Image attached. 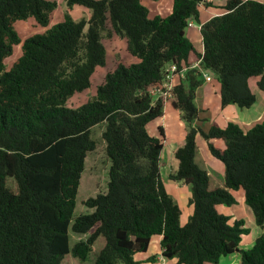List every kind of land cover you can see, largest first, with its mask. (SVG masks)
Here are the masks:
<instances>
[{
	"label": "trees",
	"instance_id": "trees-1",
	"mask_svg": "<svg viewBox=\"0 0 264 264\" xmlns=\"http://www.w3.org/2000/svg\"><path fill=\"white\" fill-rule=\"evenodd\" d=\"M203 2L173 0L168 16L150 17L142 0H66L64 20L50 25L57 0H0V264H61L68 254L87 261L100 238L104 245L94 264H140L135 254L147 251L154 235L162 236V254L175 264H217L235 252L241 264H264V232L252 247L241 248L249 228L242 220L231 224L217 209L236 203L230 190L243 189L264 228V121L248 129L234 122L225 127L214 122L207 130L193 125L204 71L220 81L223 107L256 102L248 83L252 76H260L264 91V2L227 0L224 12L202 25L200 52L186 29L190 19L199 20ZM76 5L90 16L75 19ZM28 19L44 30L22 38L15 24ZM114 36L126 38L139 61L120 62L93 97L70 107L68 100L88 89L96 69L106 65L103 40ZM18 46L20 54L8 68L6 60ZM195 60L200 65L191 68ZM172 64L185 71L170 101L188 125L175 152L178 169L170 175L191 187L194 211L183 225L161 174L164 130L156 136L147 129L164 112V101H154L149 89L165 79ZM98 124H104L111 161L107 191L89 197L85 204L92 212L72 222ZM199 132L225 165L224 187L210 188L208 171L195 161ZM70 225L89 234L72 247Z\"/></svg>",
	"mask_w": 264,
	"mask_h": 264
},
{
	"label": "crops",
	"instance_id": "crops-1",
	"mask_svg": "<svg viewBox=\"0 0 264 264\" xmlns=\"http://www.w3.org/2000/svg\"><path fill=\"white\" fill-rule=\"evenodd\" d=\"M57 1L59 6L60 0ZM258 1L264 2V0H258ZM226 2L227 0H213L211 2H207L205 4L209 7L203 8L205 18L203 20H200V16H201V10H200L199 20L195 19L196 20L195 22L194 18L190 19L192 20L191 23L189 22L190 36L187 34V32L186 34L190 38V40H192L198 51L200 52L204 51L203 37L201 34L200 24H204L213 16L221 13V12L215 13L213 10L210 9L211 6H219L222 8V6L226 4ZM158 3L161 4L162 0H158ZM172 8H173V3L171 4V11L169 13L172 12ZM57 10L58 7L56 8V10L52 15L50 25L58 23V22H54V16ZM83 13H87L86 14L87 17L90 16V12L88 11V9L83 6L76 5L71 10V14L76 19ZM162 16H166V15H162ZM63 17H65L64 14ZM63 20H59V22ZM33 22L35 23L34 20ZM43 30L44 28L41 27L40 31ZM197 42L200 44V47L198 46ZM196 62L197 60L193 61L191 65H193ZM207 74L211 76V80L205 79L203 84L196 91L195 103L200 110V114H199V118L193 122V125H198L204 130H207L214 122L222 127L227 126L230 122H234L242 126L244 129H248L253 124L264 121V91L261 90L258 85L260 76H252L248 80L251 90L257 95L256 102L249 108H242L237 103H230L225 107H223L222 97H221V83L213 73L207 72ZM178 81L179 78L177 79V83ZM156 127L159 129V131H160V127H162L165 134L164 147L160 159L161 169L162 167L165 166V164L167 165V163H169L170 165V168L166 170L164 174L165 176L162 175V177L164 179V182L167 186L169 193L173 196V198L181 208L180 221L181 224L183 225L187 223V221L189 220L190 216L193 214L194 211L193 205H191L189 202V199L192 195L191 187L190 185L184 182L171 180L170 175L172 173H175L178 169L179 161L175 156V152L185 142V137L188 131V125L187 123H185L183 119L182 111L175 109L172 106L171 102H165L164 112L162 117H160V120L158 121L156 119ZM169 141L174 142L170 148H168ZM196 142H197V153L195 156V161L199 166H201L202 168L208 171L210 177V188L214 189L218 187H224V177H225L224 163L212 155L208 147L207 141L204 139L203 135L200 132L196 136ZM212 142L215 144V146L219 148L224 147V142L220 139H213ZM230 192L236 198V203L232 205L218 204L217 209L220 213L229 216L230 218L229 222L231 224H234L235 221L242 220L244 222V226L247 227L245 224L246 218L248 219L250 218L252 220V236L247 237L250 235L251 230H249L248 233L242 234V239L240 243V246L244 244L245 247L250 248L253 246L255 240L264 232V228L260 227L256 223L252 209L245 202L244 190L243 189L230 190ZM183 215H184V221H182ZM154 236L156 237V239L154 240L159 244V247L155 243L154 246L155 248H159V253L150 250V246H149L147 250L148 252L145 253V255H143L140 258L135 257V259L138 260L140 264H175L176 263L175 258L174 259L166 258L162 254V247H161L162 236L161 235H154ZM151 240L153 241V239ZM239 256L241 261L240 253ZM225 260H226L225 261L226 264H235L238 261V257L236 255H233L231 257H227V259ZM218 264H220V262Z\"/></svg>",
	"mask_w": 264,
	"mask_h": 264
},
{
	"label": "rangeland",
	"instance_id": "rangeland-1",
	"mask_svg": "<svg viewBox=\"0 0 264 264\" xmlns=\"http://www.w3.org/2000/svg\"><path fill=\"white\" fill-rule=\"evenodd\" d=\"M144 4L148 7L149 9V14L150 17H153L157 14L159 15H166L168 16L171 11V4L173 3V0H162V3L159 4L158 1L154 0H143ZM209 7L207 6L204 2L200 4V10H201V16L200 20H203L204 17V12L203 8ZM68 9L66 0H60L58 10L56 11V14L54 16V22H59V20H63V14L65 16V11ZM213 10L215 13L216 12H221L223 8L219 6H211L210 8ZM77 11V10H76ZM89 11V10H88ZM87 13L81 14L77 19H80L82 17H87ZM72 15V14H71ZM84 15V16H83ZM73 16V15H72ZM163 16V17H166ZM75 18V17H74ZM76 19V18H75ZM196 22V20L194 19ZM192 20H190V23ZM202 22V21H199ZM198 23V21H197ZM16 28L22 38L29 37L33 35L36 32H40L41 27L37 26L33 20H21L16 22ZM187 34L190 36L189 31L190 28L188 27L186 29ZM106 49H107V62L105 66L98 67L94 74L92 75V84L91 86L84 90L83 92H78L75 95H73L69 100H68V105L70 107H78L85 103L89 98L93 97L96 94L97 87L99 84L104 82L106 74L113 70L115 67L118 66L120 62H123L124 64H131L133 62L139 61L138 58L133 56L127 49V39L122 38L119 36H114L112 38H106L103 40ZM198 46L200 47V44L197 42ZM19 46L16 48V51L12 56L7 58L6 60V66L9 68L15 60H17V57L19 56ZM133 60V61H132ZM154 101H156V98H154ZM160 120V118H157V121ZM155 121V122H154ZM151 121L148 126V132L152 135L160 136V131L156 127V120ZM185 121V120H184ZM186 123V121H185ZM104 129V124H98L93 127L92 129V136L93 138L97 141V147L95 150L88 152L86 159H85V165H84V170L81 174L80 178V185L78 188V193L76 197V207L74 210V215H73V220L85 213H90L92 212L93 209L89 208L86 204L85 201L92 196H95L99 192H106L107 191V185L109 181V168L111 165V161L106 153V144L102 138V132ZM202 139V138H201ZM174 142L169 141L168 145L170 148ZM167 145V146H168ZM170 168L169 163L167 165L165 164L164 167H162L161 172L162 175L165 176L166 170ZM182 221H184V215L182 218ZM246 226L247 228H250L251 230L250 235L247 237L252 236V220L249 218H246ZM69 233H70V246L72 247L77 241L81 239H86L89 234H80L77 232H74L71 228H69ZM245 237V238H247ZM153 241L151 240L150 242V250L159 253V248H155V244L159 247V244L154 240L156 237H152ZM155 243V244H154ZM104 245V240L103 239H98L94 245L93 252L91 256L88 258L87 261H81L79 258L74 257L72 254H68L65 256V258L62 260L61 264H94V256L97 253V251ZM248 246V245H247ZM240 247L243 248H248L245 247V245H241ZM148 251L144 252H138L136 253L135 257L140 258L145 253ZM233 255H236L238 257V261L235 264H241L240 261V256L238 252L231 253L228 255H224L220 257V264H226L227 257H231ZM218 262V263H219ZM217 263V264H218Z\"/></svg>",
	"mask_w": 264,
	"mask_h": 264
},
{
	"label": "built area",
	"instance_id": "built-area-1",
	"mask_svg": "<svg viewBox=\"0 0 264 264\" xmlns=\"http://www.w3.org/2000/svg\"><path fill=\"white\" fill-rule=\"evenodd\" d=\"M213 0H204V2H211ZM224 11H221V13ZM203 24H200V27H202ZM201 60H197L196 63L191 65V68L199 67ZM184 70L178 71L175 64L170 65L168 72L166 74L165 79L159 83L155 84L150 87L149 92L152 95V97L156 99H162L165 102H170L175 94H174V88L177 84V79L180 77H184ZM204 77L207 80H211V76L207 74L206 71L203 72Z\"/></svg>",
	"mask_w": 264,
	"mask_h": 264
}]
</instances>
